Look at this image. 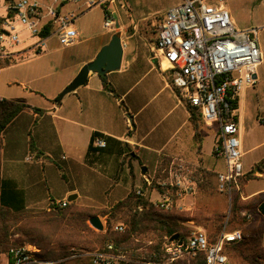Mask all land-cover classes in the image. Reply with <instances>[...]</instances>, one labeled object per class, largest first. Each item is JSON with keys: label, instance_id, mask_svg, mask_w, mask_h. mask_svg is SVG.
<instances>
[{"label": "crops", "instance_id": "0c3cea01", "mask_svg": "<svg viewBox=\"0 0 264 264\" xmlns=\"http://www.w3.org/2000/svg\"><path fill=\"white\" fill-rule=\"evenodd\" d=\"M14 1L0 0V18L9 15V7ZM180 1L176 0L174 5ZM210 1L223 3L238 28L258 30L262 62L254 85L245 86L238 93L235 111L244 173L240 194L248 200L264 193V0ZM87 10L78 3L61 6L62 12L76 13L77 18ZM246 11L249 13L244 14ZM117 13L116 7V16ZM156 23L157 20L151 23L149 33L141 26L135 28L131 24L124 27L116 19L114 27L108 30L121 32L124 44L121 67L108 72L105 79L97 73H90L86 84L67 93L60 101L58 96L63 89L114 34L105 31L95 34L99 42L92 43V37L82 38L84 30L92 27L77 26L80 39L72 46H80L81 54L53 84L37 83L43 65H30L45 52L35 55L25 50L17 55L15 62L0 67V99H22L30 105L6 126L0 137V182L4 186L2 192L8 207L15 211H49L54 204L68 201V197L75 193L78 195L74 200L77 205L105 207L126 198L133 187L141 186L146 187V197L155 203L169 192L155 186L154 182L165 179L173 165L186 168L197 184L203 181L204 172L213 173L219 190L217 175L225 171V160L215 154L214 145L211 155L205 150L207 139L216 142L219 129L202 122L196 131L187 105L172 86L170 73L160 67V59L153 49ZM101 25L105 27L104 22ZM139 35L147 40L148 50L138 55L135 49L129 48V41ZM32 40H28L23 48ZM16 68H21L18 74H23L25 79L18 85L3 73ZM105 81L112 90L106 87ZM32 83L34 88L28 86ZM96 132L108 137L107 147L88 155ZM109 154L115 156L113 181L117 184L124 172L128 192L119 200L104 202L85 194L80 181L97 164H108ZM152 158L154 166L150 171L146 163ZM143 166L147 168L145 174L142 173ZM147 179L153 181L152 186H147ZM102 193L105 197L108 190L104 189ZM152 193L159 197L152 198ZM177 203L182 209L190 210L195 206V199L189 195ZM101 220L104 223L103 217ZM2 255L7 256L8 264L7 253L1 254L0 258ZM227 255L228 264H250L241 256ZM117 264L138 263L122 260Z\"/></svg>", "mask_w": 264, "mask_h": 264}, {"label": "built area", "instance_id": "2783aa9c", "mask_svg": "<svg viewBox=\"0 0 264 264\" xmlns=\"http://www.w3.org/2000/svg\"><path fill=\"white\" fill-rule=\"evenodd\" d=\"M69 2L82 4L86 9L103 7L105 26L112 29L116 24V5L123 0H15L9 7V15L0 18V61L15 62L17 55L25 50L42 54L54 35L63 46L76 44L80 39L75 25L78 15L61 11V6ZM47 26L51 27L45 33ZM156 28L153 49L160 59V67L170 73L171 84L179 91L181 99L199 108L204 123L219 129L215 154L225 160L226 169L218 173L217 181L219 190L226 193L231 202L234 189H240L244 173L239 127L234 118L236 109L230 101L238 98L243 87L256 82L262 62L258 30L238 28L226 6L210 0H181L165 11L157 20ZM30 39L33 40L23 48ZM93 145L106 148L107 140L104 136H96ZM167 173L165 179L156 182L169 193L155 205L171 209L179 205L178 200L193 195L198 184L181 165H173ZM146 183L148 187L153 185L149 179ZM145 190L146 187H137L136 193L146 196ZM66 204L67 201L61 202V205ZM241 213L251 218L247 211ZM125 227L119 222L114 229L123 231ZM242 239L241 230L227 231L224 227L216 240H210L207 232L198 228L185 240L171 241L165 252L148 260L115 254L110 251L112 244L107 245L106 251H75L58 260L42 257L41 248L32 243L12 246L7 255L8 264H61L66 258L76 257H90L92 264H117L122 260L138 264H172L184 256L195 258L204 253L207 264H228L226 246Z\"/></svg>", "mask_w": 264, "mask_h": 264}, {"label": "trees", "instance_id": "16d2710c", "mask_svg": "<svg viewBox=\"0 0 264 264\" xmlns=\"http://www.w3.org/2000/svg\"><path fill=\"white\" fill-rule=\"evenodd\" d=\"M50 27H46L45 33ZM0 64L6 66L11 63L0 61ZM105 85L112 90L106 81ZM174 89L180 96L179 91L175 87ZM230 102L236 109L238 98ZM185 104L197 131L203 122L201 111L187 102ZM27 107L30 105L22 99H0V137L6 126ZM36 111L41 110L36 108ZM234 118L237 119L236 116ZM96 136H104L108 144V137L100 132H96L94 138ZM94 138L88 155L103 149L93 145ZM202 176L203 181L198 183L199 191L213 194L216 188L214 174L204 172ZM2 187L0 182V255L7 253L12 246L31 242L41 248L42 257L58 260L75 251H106L107 245L112 244L113 249L110 251L115 254H124L132 259H155L158 254L165 252L173 235L178 234L179 239L184 240L189 236L192 230L187 226L188 222L194 221L207 227L204 221L211 217L220 223L213 233L208 234L210 240H216L224 227L227 231L241 230L243 239L228 244L226 253L241 256L250 264H264V193L247 200L241 197L240 189L235 188L229 215L224 205H195L190 210H179L176 207L165 209L156 206L146 196L138 195L134 187L126 198L109 206L96 208L67 201L65 206L54 204L51 210L37 214L33 211H15L8 207ZM219 192L225 195V201L229 200L226 193ZM243 210L251 214L250 219L242 215ZM94 215L106 217V228L103 231H97L89 225L88 221ZM118 221L125 224L123 231L114 229V224ZM16 234L20 237L12 240V236ZM172 264L207 263L205 254L199 253L195 258L184 256Z\"/></svg>", "mask_w": 264, "mask_h": 264}, {"label": "rangeland", "instance_id": "374dc122", "mask_svg": "<svg viewBox=\"0 0 264 264\" xmlns=\"http://www.w3.org/2000/svg\"><path fill=\"white\" fill-rule=\"evenodd\" d=\"M175 1L176 0H123L122 3L118 2L116 5L118 12L116 19L118 20L119 24L123 25L124 27L132 24L135 28L137 26L138 27L141 26L142 29H148V32L151 33L150 32V29H152L151 23L161 18L165 13V11H167L169 7L174 5ZM122 4L123 6H121ZM248 13L249 11L248 12L246 11V13L244 14H248ZM262 15L264 16V13ZM103 22L105 23L103 9L97 6L95 8L88 9L86 13H83L79 18H77L76 24L80 28L84 26L87 27L91 26L92 29L84 30L82 38L92 37L91 42L97 43L99 42V38L95 37V34H99L103 31L109 32V34L110 33L115 34V32L109 31L106 26L102 27L101 23L103 24ZM117 26L116 29H118ZM96 27L97 29H95ZM129 48L132 50L135 49L138 55L143 51L147 52L148 50L147 40H144L143 37L139 35V38L137 36L134 39H130ZM80 50H81L80 46L78 45L76 46L61 45L58 38L55 35L50 37L48 40V47L47 50L45 51V55H43L41 58L37 60H34V62L30 64V65H38L39 63H41L43 65V71L37 75L38 76L37 83L47 82L53 84L57 78L63 76L68 71V66L70 64L77 61ZM19 69L21 68H16L12 70L8 69L5 70V72L3 73L6 75L7 79L13 80L15 82V85H18L20 84V82L25 80L23 74H18V71H20ZM28 86L34 88L35 84L34 83H32L31 85L28 84ZM130 114L133 116L132 113ZM207 140L208 141L205 142V150L209 155H211L213 153L212 152L213 145L215 148L216 142H214V139H207ZM114 158H115L114 155L109 154L108 164H106L105 166L97 164V166H95V168L90 172V174L87 175V177L84 178V180L80 181L81 182L80 188L81 190H84L83 192H85V194H89L90 196L96 197L98 200L104 202H110V201L113 202L125 196L126 192H128V185L126 187L125 173L124 172L122 173V176L120 180H118L117 184H115V182L113 181V179H115V177L113 176V169H112L114 167V163H113ZM124 159L127 160V158ZM152 160L153 158L149 159L146 163V166L149 167L150 171L153 169L154 166ZM125 170L129 171V168L125 167ZM109 178H111L112 180ZM215 181H216V177H215ZM154 185L158 186L157 182H154ZM214 185L216 188L214 189L213 194L211 195L201 193L197 185V191L193 195H191L192 198L195 199V205L200 206L203 204H213L220 207L224 205L225 207H227L228 211L226 212L229 215L231 203L229 200L225 201V195L221 194L219 190H217L216 182ZM104 189L108 190V193L106 194L105 197L103 196L102 193ZM99 195H102L103 198L100 197ZM151 197L156 198L159 197V195L157 193H152ZM112 204L113 203H111L110 205ZM176 208L179 210H183L180 206H177ZM41 212L43 211H39L35 213L39 214ZM103 218L105 219L104 226L106 228V217ZM119 222L120 221H118L117 223ZM88 223L93 229L99 231L98 229L94 228L89 221ZM117 223H115L114 226ZM204 223L207 225V227H205L202 224L196 223L194 221L188 222L187 226L192 231L201 228L204 231H206L207 234H209V233H213L216 230V227L219 225L220 222L217 221V219L215 218L213 219L209 217L206 218ZM19 237L20 236L18 234L13 235L12 240H16ZM81 262L84 264H92L90 257L66 258L61 262V264H79ZM0 264H7L6 255L1 256Z\"/></svg>", "mask_w": 264, "mask_h": 264}, {"label": "water", "instance_id": "95a60500", "mask_svg": "<svg viewBox=\"0 0 264 264\" xmlns=\"http://www.w3.org/2000/svg\"><path fill=\"white\" fill-rule=\"evenodd\" d=\"M124 54V44L122 43L121 32L112 35L111 40L105 44L96 57L82 66L76 77L63 89L58 96L60 101L67 93L77 89L79 86L86 84L90 73H97L101 76H107L108 72L118 70L122 65ZM147 168L142 167V173L145 174ZM77 194L68 197V201H74ZM90 224L99 231L104 230V223L99 215H94L89 220ZM180 240L179 235L175 234L171 237V241Z\"/></svg>", "mask_w": 264, "mask_h": 264}]
</instances>
